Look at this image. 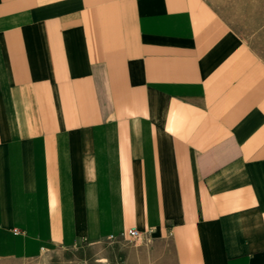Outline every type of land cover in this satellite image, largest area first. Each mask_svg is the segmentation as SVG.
<instances>
[{"label":"crops","instance_id":"0c3cea01","mask_svg":"<svg viewBox=\"0 0 264 264\" xmlns=\"http://www.w3.org/2000/svg\"><path fill=\"white\" fill-rule=\"evenodd\" d=\"M106 242L264 264V58L207 0H0V261Z\"/></svg>","mask_w":264,"mask_h":264},{"label":"rangeland","instance_id":"374dc122","mask_svg":"<svg viewBox=\"0 0 264 264\" xmlns=\"http://www.w3.org/2000/svg\"><path fill=\"white\" fill-rule=\"evenodd\" d=\"M230 27L264 58V0H207ZM139 251L128 242H106L79 250H57L34 261H0V264H122Z\"/></svg>","mask_w":264,"mask_h":264},{"label":"built area","instance_id":"2783aa9c","mask_svg":"<svg viewBox=\"0 0 264 264\" xmlns=\"http://www.w3.org/2000/svg\"><path fill=\"white\" fill-rule=\"evenodd\" d=\"M127 235H128L129 238H131L133 240L139 239V238H142V237L146 236V234H142L137 229H130V230H128ZM127 235H126V233H121L119 235H111V236H109L108 239H109V241H116L119 238H122V239L127 238Z\"/></svg>","mask_w":264,"mask_h":264},{"label":"bare ground","instance_id":"6f19581e","mask_svg":"<svg viewBox=\"0 0 264 264\" xmlns=\"http://www.w3.org/2000/svg\"><path fill=\"white\" fill-rule=\"evenodd\" d=\"M106 260V259H105ZM101 262H105V261H101Z\"/></svg>","mask_w":264,"mask_h":264}]
</instances>
